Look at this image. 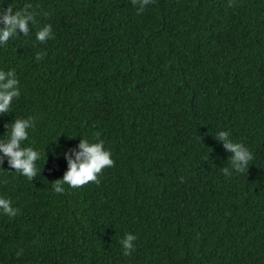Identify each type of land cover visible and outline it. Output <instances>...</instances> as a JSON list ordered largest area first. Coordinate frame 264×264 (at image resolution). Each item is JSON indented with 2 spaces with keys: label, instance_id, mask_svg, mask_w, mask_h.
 Instances as JSON below:
<instances>
[{
  "label": "trees",
  "instance_id": "16d2710c",
  "mask_svg": "<svg viewBox=\"0 0 264 264\" xmlns=\"http://www.w3.org/2000/svg\"><path fill=\"white\" fill-rule=\"evenodd\" d=\"M228 2L154 0L137 15L131 0H0L38 13L0 45L21 93L0 141L31 116L22 147L41 154L33 181L0 166V197L19 209L0 211V264H264V0ZM219 131L252 152L244 173H222ZM83 138L115 166L57 194Z\"/></svg>",
  "mask_w": 264,
  "mask_h": 264
},
{
  "label": "clouds",
  "instance_id": "9594fccd",
  "mask_svg": "<svg viewBox=\"0 0 264 264\" xmlns=\"http://www.w3.org/2000/svg\"><path fill=\"white\" fill-rule=\"evenodd\" d=\"M154 0H131L133 6H137V15L143 14L147 5L153 3ZM228 6H234V0H229ZM33 5L26 3L20 10H13L12 6L0 8V45H6L13 37L23 33V36L29 35L31 25L35 24L37 12L33 11ZM39 8V5L36 6ZM45 16L49 13L44 12ZM19 30V33H18ZM49 38L53 37L52 25L48 24L41 30L36 32V39L45 43ZM44 53H37L36 59L41 60ZM19 80L14 69L9 71L0 70V115L10 113L12 102L20 97ZM36 120L34 117L26 119H16L12 123L10 136L7 141H0V166L3 165L5 158L11 169L15 173H19L26 177L28 181H33L40 174L37 169V161L41 158L40 152L32 147H22L24 141L28 139L29 129L35 127ZM8 129V124H5ZM99 136V133L96 134ZM215 139L223 142V148L232 155L229 157V167H222L221 171L225 176H231L233 171L236 173H244L248 170L249 162L253 160L252 152L242 143L234 142L230 137V132L219 131ZM76 149H69L63 153L67 160L68 170L62 179L52 182V188L55 193H65L64 185L69 188L78 189L87 186L90 182L99 185V177L106 168L114 167L115 161L112 154L105 149L104 141L90 142L87 138H83ZM182 179V178H181ZM0 211L9 217H15L19 209L12 207L10 199L0 197ZM137 237L133 234H126L119 241L123 248V254L129 256L135 250L134 242ZM35 243V241L33 242ZM21 249L16 253L19 257L22 255Z\"/></svg>",
  "mask_w": 264,
  "mask_h": 264
}]
</instances>
